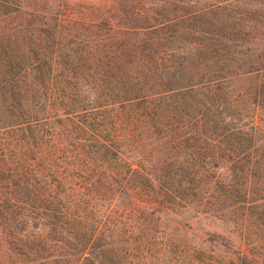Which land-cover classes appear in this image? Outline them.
<instances>
[{"label": "trees", "instance_id": "trees-1", "mask_svg": "<svg viewBox=\"0 0 264 264\" xmlns=\"http://www.w3.org/2000/svg\"><path fill=\"white\" fill-rule=\"evenodd\" d=\"M94 1L0 0V264H264L254 26ZM187 211L232 231L193 235Z\"/></svg>", "mask_w": 264, "mask_h": 264}, {"label": "rangeland", "instance_id": "rangeland-1", "mask_svg": "<svg viewBox=\"0 0 264 264\" xmlns=\"http://www.w3.org/2000/svg\"><path fill=\"white\" fill-rule=\"evenodd\" d=\"M154 2V0H147V2ZM169 1V2H168ZM164 2L163 0H156L155 4H148L149 6L158 5L157 7H165L174 10L177 6H183L186 9L191 7L202 6L203 4H210L216 1L222 3H228L233 6L239 13L237 14V19L243 20V25H252L254 29H248L245 27L244 32L248 31V35H244L246 40H251L257 42L258 44L264 43V6H258L253 3L252 0H168ZM22 5L25 8H50L54 10H70L77 9L81 7H89L93 4L94 0H22ZM251 15H250V14ZM253 14V16H252ZM236 20V19H235ZM234 20V21H235ZM232 22L231 19L227 22ZM239 22V21H238ZM240 23V22H239ZM251 37V38H250ZM249 38V39H248ZM245 84V83H244ZM239 85H243L239 84ZM131 158V157H129ZM178 217L182 222L190 224L193 228V235L200 234L205 230H212L219 233H225L232 231L231 224L227 222H222L221 220H215L207 216L194 215L192 212H181Z\"/></svg>", "mask_w": 264, "mask_h": 264}]
</instances>
